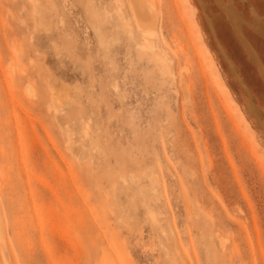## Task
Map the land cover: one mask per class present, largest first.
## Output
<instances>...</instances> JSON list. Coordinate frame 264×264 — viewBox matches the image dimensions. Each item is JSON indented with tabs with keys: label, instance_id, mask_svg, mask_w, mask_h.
<instances>
[{
	"label": "rangeland",
	"instance_id": "374dc122",
	"mask_svg": "<svg viewBox=\"0 0 264 264\" xmlns=\"http://www.w3.org/2000/svg\"><path fill=\"white\" fill-rule=\"evenodd\" d=\"M141 1L0 0V264H264V0Z\"/></svg>",
	"mask_w": 264,
	"mask_h": 264
},
{
	"label": "bare ground",
	"instance_id": "6f19581e",
	"mask_svg": "<svg viewBox=\"0 0 264 264\" xmlns=\"http://www.w3.org/2000/svg\"><path fill=\"white\" fill-rule=\"evenodd\" d=\"M132 1H133V4L135 5L136 11H137V14H135V15H136V18L139 21V23L144 24L143 20H145V19H146L145 21H147V20L151 21L152 20L151 17H150L151 13L149 12V9H147V7L143 3V1H141V0H132ZM224 7H226L225 8V10L227 12V14H226L227 16L226 17H228V19H230L232 21L233 25L235 26V30H237L236 29V26H237L236 24L241 25L242 22H243V20L241 19L240 14L235 12L232 9V6L230 4H228V3L225 4ZM253 16H255V15H253ZM254 22H255V25H254L255 28L259 32L264 34V20L263 19L261 20L258 17H254ZM142 48H144V47H142ZM250 107L252 108V106H250Z\"/></svg>",
	"mask_w": 264,
	"mask_h": 264
},
{
	"label": "crops",
	"instance_id": "0c3cea01",
	"mask_svg": "<svg viewBox=\"0 0 264 264\" xmlns=\"http://www.w3.org/2000/svg\"><path fill=\"white\" fill-rule=\"evenodd\" d=\"M252 13L256 16V14L254 12H252ZM259 18H261V17H259ZM236 25H237L236 26L237 30H235V26L234 25H233V29L236 32V35H237L242 47L244 48V51H245L246 55L248 56V60L253 62L256 65V68H257L260 76L264 79V76L262 74L264 72V65L262 63V60H261L260 56H258V54L255 51V49L249 44V42L246 40V38L242 35V33H241V28H242L241 25H238V24H236ZM242 39L244 40V42H242ZM247 50L250 51L252 54H254L256 56V59L254 58L256 60V62H255V60H251L250 59V56L248 55ZM221 51H223V49H221ZM263 57H264V55H263Z\"/></svg>",
	"mask_w": 264,
	"mask_h": 264
}]
</instances>
